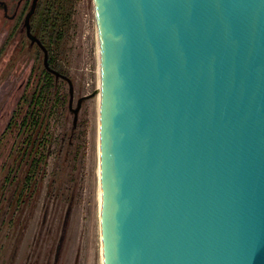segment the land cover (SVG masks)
I'll return each instance as SVG.
<instances>
[{"label":"water","instance_id":"1","mask_svg":"<svg viewBox=\"0 0 264 264\" xmlns=\"http://www.w3.org/2000/svg\"><path fill=\"white\" fill-rule=\"evenodd\" d=\"M93 3L103 264H264V0Z\"/></svg>","mask_w":264,"mask_h":264},{"label":"rangeland","instance_id":"2","mask_svg":"<svg viewBox=\"0 0 264 264\" xmlns=\"http://www.w3.org/2000/svg\"><path fill=\"white\" fill-rule=\"evenodd\" d=\"M0 1L13 15L0 5V264H103L93 0H39L33 35L52 72L23 25L31 0Z\"/></svg>","mask_w":264,"mask_h":264},{"label":"flooded vegetation","instance_id":"3","mask_svg":"<svg viewBox=\"0 0 264 264\" xmlns=\"http://www.w3.org/2000/svg\"><path fill=\"white\" fill-rule=\"evenodd\" d=\"M23 2H24V0L20 1L18 3V5H22ZM0 5H2L4 7L6 16L9 17V18H12L13 15H9V13H8V11H9L8 4L6 2L3 3L2 1H0ZM38 5H39V0H31L30 1V7H29L28 12L26 14V17L24 19V24L23 25H24V27L26 29V33L28 34V36L29 35L34 36L33 34H35V33H33V28H32L31 20L33 18L32 16H34L35 14H37V9L39 8ZM32 10H33V14H31L29 16V18H28V15H29V13H31ZM31 41L32 42H37V40L35 38H31Z\"/></svg>","mask_w":264,"mask_h":264},{"label":"trees","instance_id":"4","mask_svg":"<svg viewBox=\"0 0 264 264\" xmlns=\"http://www.w3.org/2000/svg\"><path fill=\"white\" fill-rule=\"evenodd\" d=\"M38 11V10H37ZM35 16V15H34ZM37 17V16H36ZM34 18V17H33ZM33 18H32V20H33ZM38 19V17L36 18V20ZM31 20V21H32ZM40 40V42H41V44H42V48L44 49V50H46L47 51V53H49V49H48V47H46L45 46V44L43 43V41L41 40V39H39ZM48 62H49V60H48ZM44 66H45V68H46V70L48 71V72H50V70L46 67V65H45V60H44ZM52 72V71H51ZM59 77V76H58ZM61 77V76H60ZM44 87L45 86H42V87H40V90H39V117H40V113H42V111L40 112V108L42 107V105H44V103L42 102V100H43V98H45V96L43 95V93H44ZM38 97H36L35 96V100L37 99ZM37 102V100L35 101V103ZM42 109V108H41ZM27 118L25 117L23 120H22V122H20V124H22V123H25L27 120H26ZM29 121V124H30V120H28ZM31 122H32V120H31ZM41 122H42V119L41 118H39V134H40V129H42V125H41ZM44 137V136H43ZM43 137H41L40 139H39V146L40 145H42L43 144ZM25 154V153H24ZM29 154H31V152L29 153ZM42 157H43V155H42V151H39V161L42 159ZM34 160H32V162H33ZM16 193V192H15Z\"/></svg>","mask_w":264,"mask_h":264},{"label":"bare ground","instance_id":"5","mask_svg":"<svg viewBox=\"0 0 264 264\" xmlns=\"http://www.w3.org/2000/svg\"><path fill=\"white\" fill-rule=\"evenodd\" d=\"M99 55H100V52H99ZM100 59V57H99ZM99 70H100V67H99ZM100 98V93L98 92V99ZM100 191V195H101V189L99 190Z\"/></svg>","mask_w":264,"mask_h":264}]
</instances>
